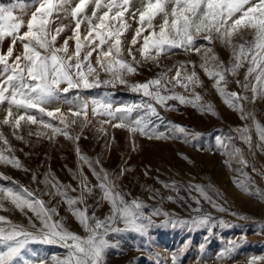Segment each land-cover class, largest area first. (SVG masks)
<instances>
[{
  "label": "snow or ice",
  "instance_id": "obj_1",
  "mask_svg": "<svg viewBox=\"0 0 264 264\" xmlns=\"http://www.w3.org/2000/svg\"><path fill=\"white\" fill-rule=\"evenodd\" d=\"M133 24L136 27L127 47V55L131 59H127L124 41ZM67 31L71 35L58 44L61 35ZM5 41H8L6 50L3 49ZM216 42L230 53L227 66L214 50ZM177 50L200 56L199 68L214 81L213 87L224 102L240 112L242 120L253 121L261 147H264V125L244 108L243 101L249 97L226 91L227 76H237L244 68L243 80H236V83L252 93L250 99L253 103L258 99L264 100V0H31V3L0 4V105H7L0 125L10 126L18 140L24 139L19 134L23 122L37 128L36 131L29 128V136H47L53 140L57 135H63L76 143L80 136L73 135L71 129L77 123L81 128L87 126L91 122L90 111L93 117L108 118L102 124L126 128L133 136L139 133L149 139L164 138L163 133L152 129L150 134L148 130L150 121L146 117L158 115L153 101L167 106L168 100H177L201 111L214 112L212 105L200 103L202 97L195 92L196 87L203 86L195 62L188 60L165 66L154 78L143 83H130L126 77L136 74L144 63L159 66L162 56L174 55ZM136 52L140 59H137ZM101 71L109 78L101 80ZM173 71L175 74L170 75ZM101 84L125 85L148 100L114 108L107 96L90 101L81 99L79 95L72 100L66 98L71 90L92 89ZM178 87L189 95L176 92ZM61 94L70 105L67 113L60 107H47L58 101ZM139 109L145 110L144 115L131 119V114ZM53 120L59 121V126L53 124ZM173 129L187 136L183 127L176 125ZM237 133L251 148L249 128H239ZM0 141L5 146L9 145L2 132ZM221 147L227 148V145L221 143ZM11 152V147L0 148V164L22 169L21 161L10 155ZM76 152L80 155L78 143ZM227 154L239 156L241 149L234 148ZM80 159L91 168L97 183L90 185L87 177L81 176L78 197H70L68 189L71 186L61 185L50 173L41 183L47 188L43 195L61 197L86 235L69 230L63 219H54L59 215L57 208L49 207V202L34 191L22 185L0 186V210L9 211L4 206L8 202L26 216L31 213L28 227L0 215V264H36L26 258L28 253L37 255L29 247L36 243L56 244L66 250L63 257L53 256L52 264H106L107 250L118 247V243L107 238L110 234L134 232L148 235L154 222L145 215L143 202L135 198L126 199L127 194L119 190L116 180L107 171L103 168L97 171L87 156L80 155ZM240 162L247 164L242 158ZM123 171L127 169H123L121 174ZM0 178L11 180L7 176ZM32 179L36 181L35 173ZM12 183L16 184L15 181ZM193 187L211 202L203 188ZM94 188H99L100 200L110 205L109 214L103 219L95 212L89 214L85 204V194L90 195ZM71 191L77 189L71 188ZM196 202L199 203L198 200ZM159 214V210L153 213ZM119 223L124 227L117 226ZM168 223L176 226L187 222ZM192 223L205 225L209 218L202 217ZM236 247L238 245L232 243L219 254V258L230 256ZM39 264H48V261L40 259ZM172 264H179L175 253ZM249 264H258V260L253 258Z\"/></svg>",
  "mask_w": 264,
  "mask_h": 264
},
{
  "label": "rangeland",
  "instance_id": "obj_2",
  "mask_svg": "<svg viewBox=\"0 0 264 264\" xmlns=\"http://www.w3.org/2000/svg\"><path fill=\"white\" fill-rule=\"evenodd\" d=\"M17 2L31 3V1L13 3ZM135 27L133 24L132 29L126 33L124 55L127 59H131L127 55V47ZM68 35H71L70 31L63 33L58 44H62ZM7 45L8 41H5L4 50ZM213 47L227 66L230 60L229 51L219 42ZM135 54L137 59H140L139 53ZM188 60L195 62L196 71L203 82L202 87L195 88V92L202 97L200 103L212 105L214 112L201 111L177 100H168L167 106H161L153 101L158 115H148L146 119L150 121L148 126L150 134L152 129L156 133L164 134V138L159 139L155 137L149 139L148 136L139 133L133 136L126 128L102 124V121L108 118L93 117L90 111L91 122L87 126L81 128L77 123L71 129L73 135L80 136L76 143L63 135H57L53 140H49L47 136L39 138L35 135L29 136V128L32 131H36L37 128L24 125L23 122L19 134L24 139L18 140L10 126L0 125V132L9 141L8 146L0 141V148L11 147L12 152L9 154L17 157L23 165L22 169H17L11 165L0 164V176L11 178V180L0 178V186L22 185L34 191L49 202V207L57 208L59 215L54 219H63L69 230L84 236L86 235L84 229L68 211L62 198L43 195L47 188L41 183L45 175L50 173L61 185H70L71 188L77 189L73 192L69 188L68 195L78 197L81 176H86L90 185L97 183L91 168L80 159V155H84L97 171L103 168L116 180L119 190L127 194L126 199L135 198L142 201L145 205L143 209L145 215L150 216L154 222L147 236L134 232L110 234L107 238L112 243H118V247L107 250L106 264H158V262L172 264L174 253L178 256L179 264H249L253 258L258 260V264H264V147H261L262 142L253 121L242 120L240 112L224 102L213 87L214 81L199 68L200 56L195 53L189 55L177 50L174 55L162 56L159 66L150 62L144 63L136 74L126 78L130 83H143L154 78L165 66L170 67ZM188 70L191 71V66ZM244 72L245 69L241 68L237 76H227L229 82L226 91L248 96L249 100L243 101L245 110L251 112L256 121L264 125V100L258 99L253 103L250 99L252 93L245 91L236 83V80H243ZM174 74V71L170 73ZM100 78L103 80L109 77L101 71ZM175 91L185 96L189 95L179 87ZM77 95L89 101L107 96L114 108L137 105L148 100L141 93L131 91L129 87L121 84H116L115 87L101 84L97 88L71 90L66 98L72 100ZM47 107L49 109L60 107L67 113L70 105L65 102V95L61 94L58 101L50 103ZM6 108L7 105H0V120L4 118ZM144 112V109L134 111L131 119L144 115ZM51 122L59 126V121ZM176 125L186 129L187 136L174 132L173 126ZM245 126L249 128L252 137L251 148L237 133V129ZM77 143L80 155L76 152ZM221 143L227 145V148L221 147ZM234 148L241 149L239 156L227 154ZM241 158L247 161L246 165L240 162ZM97 160L99 164L96 163ZM123 169L127 171L121 174ZM33 173L36 174V181L32 179ZM13 181L16 184H13ZM193 186L203 188L211 202L195 191ZM245 187L247 191L244 190ZM100 195L99 188H94L90 195L85 194V204L88 206L89 214L95 212L103 219L109 214L110 205L100 200ZM4 206L10 210H0V215L28 227L30 212L26 216L23 212L15 210L8 202H5ZM157 210L160 214L153 215ZM202 217L209 218V223L205 225L192 223L193 220ZM168 221L187 223H177L173 226ZM117 226L124 227L123 223ZM232 243L238 247L230 256L219 258V254ZM29 247L37 255L32 256L28 253L26 258L35 261L36 264H39L40 259H46L48 264H52L53 256L63 257L66 254V250L56 244L36 243ZM180 249H183L182 253Z\"/></svg>",
  "mask_w": 264,
  "mask_h": 264
},
{
  "label": "trees",
  "instance_id": "obj_3",
  "mask_svg": "<svg viewBox=\"0 0 264 264\" xmlns=\"http://www.w3.org/2000/svg\"><path fill=\"white\" fill-rule=\"evenodd\" d=\"M16 1H31V0H0V4H8Z\"/></svg>",
  "mask_w": 264,
  "mask_h": 264
}]
</instances>
